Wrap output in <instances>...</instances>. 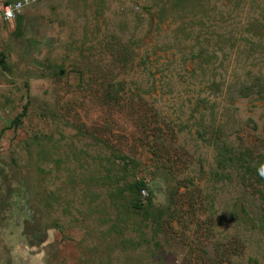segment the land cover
<instances>
[{
  "label": "rangeland",
  "instance_id": "1",
  "mask_svg": "<svg viewBox=\"0 0 264 264\" xmlns=\"http://www.w3.org/2000/svg\"><path fill=\"white\" fill-rule=\"evenodd\" d=\"M262 165L264 0L0 25V264H264Z\"/></svg>",
  "mask_w": 264,
  "mask_h": 264
},
{
  "label": "built area",
  "instance_id": "2",
  "mask_svg": "<svg viewBox=\"0 0 264 264\" xmlns=\"http://www.w3.org/2000/svg\"><path fill=\"white\" fill-rule=\"evenodd\" d=\"M37 1L39 0H0V25L15 19L25 6Z\"/></svg>",
  "mask_w": 264,
  "mask_h": 264
},
{
  "label": "trees",
  "instance_id": "3",
  "mask_svg": "<svg viewBox=\"0 0 264 264\" xmlns=\"http://www.w3.org/2000/svg\"><path fill=\"white\" fill-rule=\"evenodd\" d=\"M7 1H12V0H7ZM24 110H25V107L23 106L22 107V113L24 112ZM17 117V116H16ZM141 186V180H138V181H134L133 183H132V187L134 188V189H137L138 190V188Z\"/></svg>",
  "mask_w": 264,
  "mask_h": 264
},
{
  "label": "clouds",
  "instance_id": "4",
  "mask_svg": "<svg viewBox=\"0 0 264 264\" xmlns=\"http://www.w3.org/2000/svg\"><path fill=\"white\" fill-rule=\"evenodd\" d=\"M260 175L264 176V165L261 166V168L259 169Z\"/></svg>",
  "mask_w": 264,
  "mask_h": 264
}]
</instances>
